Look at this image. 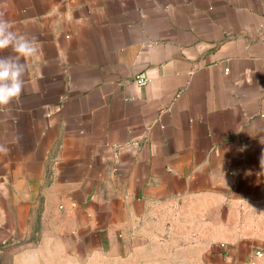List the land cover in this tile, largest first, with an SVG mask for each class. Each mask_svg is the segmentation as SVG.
Instances as JSON below:
<instances>
[{"label": "crops", "instance_id": "0c3cea01", "mask_svg": "<svg viewBox=\"0 0 264 264\" xmlns=\"http://www.w3.org/2000/svg\"><path fill=\"white\" fill-rule=\"evenodd\" d=\"M0 12L43 51L25 61L19 102L0 107V248L16 264L53 243L111 250L151 204L191 196L258 208L255 237L206 252L258 264L264 0H0Z\"/></svg>", "mask_w": 264, "mask_h": 264}, {"label": "rangeland", "instance_id": "374dc122", "mask_svg": "<svg viewBox=\"0 0 264 264\" xmlns=\"http://www.w3.org/2000/svg\"><path fill=\"white\" fill-rule=\"evenodd\" d=\"M257 209L214 196L154 203L111 250L77 252L53 243L19 252L18 264H212L206 258L212 245L255 235ZM261 253L258 264L264 243ZM0 264H16L12 250L0 248Z\"/></svg>", "mask_w": 264, "mask_h": 264}, {"label": "clouds", "instance_id": "9594fccd", "mask_svg": "<svg viewBox=\"0 0 264 264\" xmlns=\"http://www.w3.org/2000/svg\"><path fill=\"white\" fill-rule=\"evenodd\" d=\"M10 49L9 56H0V107L19 102L25 88V77L29 69L26 60L40 61L42 46L36 37L15 30V25L0 12V51ZM8 148L0 145V152Z\"/></svg>", "mask_w": 264, "mask_h": 264}, {"label": "built area", "instance_id": "2783aa9c", "mask_svg": "<svg viewBox=\"0 0 264 264\" xmlns=\"http://www.w3.org/2000/svg\"><path fill=\"white\" fill-rule=\"evenodd\" d=\"M137 80H138V82H140V83H145V82H147L149 79L148 78H144V77H138L137 78ZM261 252L260 251H256L255 252V255L257 256V257H259V256H261ZM251 264H254L253 262L251 263Z\"/></svg>", "mask_w": 264, "mask_h": 264}]
</instances>
